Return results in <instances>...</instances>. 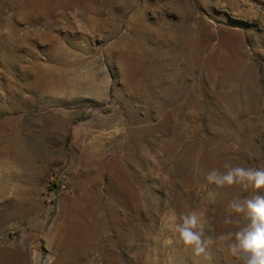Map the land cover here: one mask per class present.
Returning <instances> with one entry per match:
<instances>
[{
    "label": "rangeland",
    "instance_id": "1",
    "mask_svg": "<svg viewBox=\"0 0 264 264\" xmlns=\"http://www.w3.org/2000/svg\"><path fill=\"white\" fill-rule=\"evenodd\" d=\"M225 162L264 166V0H0V264H192Z\"/></svg>",
    "mask_w": 264,
    "mask_h": 264
},
{
    "label": "clouds",
    "instance_id": "2",
    "mask_svg": "<svg viewBox=\"0 0 264 264\" xmlns=\"http://www.w3.org/2000/svg\"><path fill=\"white\" fill-rule=\"evenodd\" d=\"M206 184L212 186L209 195L213 201L220 189L240 187L252 195L229 201L231 214L223 219L232 230L213 237L205 234V222L196 211L181 214L173 224L177 242L190 250L192 264H212V248L217 241L225 242L229 255L238 264H264V166L223 164V170L213 168L204 174Z\"/></svg>",
    "mask_w": 264,
    "mask_h": 264
}]
</instances>
